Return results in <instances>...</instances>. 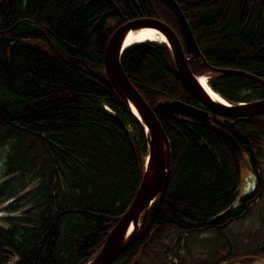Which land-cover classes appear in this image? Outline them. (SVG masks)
<instances>
[{
    "label": "trees",
    "instance_id": "1",
    "mask_svg": "<svg viewBox=\"0 0 264 264\" xmlns=\"http://www.w3.org/2000/svg\"><path fill=\"white\" fill-rule=\"evenodd\" d=\"M174 1L204 59L189 64L192 74L208 77L227 103L263 99L264 86L213 69L264 81V0ZM140 18L160 19L178 32L170 12L152 0L0 3V264H87L129 207L146 143L102 61L112 32ZM120 63L152 109L165 101L196 106L175 78L164 44H133ZM154 112L171 149L169 180L112 264L238 260L235 236L225 233L255 209L258 232L251 226L253 234L245 236L254 245L245 261L264 254V193H241V161L250 168L255 137L264 136L256 123L264 116L231 125L213 114L199 122ZM204 234L214 235L213 245L198 241L191 254Z\"/></svg>",
    "mask_w": 264,
    "mask_h": 264
},
{
    "label": "water",
    "instance_id": "2",
    "mask_svg": "<svg viewBox=\"0 0 264 264\" xmlns=\"http://www.w3.org/2000/svg\"><path fill=\"white\" fill-rule=\"evenodd\" d=\"M4 1L1 0L0 3ZM152 1L159 3L170 12L184 46H181L178 37L165 22L156 19L128 21L117 27L105 44L103 71L106 80L119 100L127 106L140 124L146 143V158L140 183L130 206L116 219L102 245L87 264H112L118 258L141 228L151 205L164 193L170 176L171 149L168 138L154 111L130 83L120 63L122 53L126 49H122V41L128 34L150 29L165 38L175 77L200 107L188 106L178 101H166L155 106L157 111L199 122H208L210 114L247 124L255 117L264 116V98L248 103L230 104L223 99L222 102L214 100L206 94L199 84V77L192 74L189 68L192 61L203 58L182 11L174 0ZM67 48L70 49L68 46ZM215 71L232 73L264 86L263 80L244 72L216 69ZM225 214L226 212L219 217Z\"/></svg>",
    "mask_w": 264,
    "mask_h": 264
},
{
    "label": "rangeland",
    "instance_id": "3",
    "mask_svg": "<svg viewBox=\"0 0 264 264\" xmlns=\"http://www.w3.org/2000/svg\"><path fill=\"white\" fill-rule=\"evenodd\" d=\"M203 77V76H202ZM207 79V77H205ZM208 80V79H207ZM208 83V81H207ZM208 87L209 84H207ZM249 168L247 166V163L245 160L241 161V180H242V187L243 185L246 184V180H248L249 178ZM249 186H251V182H248L247 186H246V190L244 192L241 191V193L245 194L247 193ZM241 187V188H242ZM256 208V207H254ZM257 208H259V206H257ZM264 208V205H263ZM257 216V211L256 209L254 211H251L249 217L247 218V220L242 223L241 225H234L233 227L229 228V231H227L225 234L229 237V234L235 236L233 239V241L231 242L234 245V248L236 249V251L239 252L240 254V258H238V260L232 261V262H228L227 264H264V254H257V255H253L252 256V261L251 263H246V259L247 258H251V252H249L248 250L250 249L252 251L253 248V244H251V239L249 244L246 243V239L245 236H247L248 234L251 235L253 234V229H255V231H257V226H256V220H254ZM262 218H264V212L262 211L261 215ZM251 226H253V229L251 228ZM263 229L259 228V232H261ZM258 232V231H257ZM212 237H214L213 234H204V235H199L197 236L196 239H198L192 246H191V254H197V252L199 251V247L197 245H200L199 242L200 241H207L208 245L207 246H212L214 241L212 239ZM225 241V238L223 239ZM199 241V242H198ZM234 249V250H235ZM254 252V251H253ZM237 262V263H234Z\"/></svg>",
    "mask_w": 264,
    "mask_h": 264
},
{
    "label": "bare ground",
    "instance_id": "4",
    "mask_svg": "<svg viewBox=\"0 0 264 264\" xmlns=\"http://www.w3.org/2000/svg\"><path fill=\"white\" fill-rule=\"evenodd\" d=\"M107 2H110V0H106ZM140 19H156V18H140ZM135 20H137V19H135ZM156 20H160V19H156ZM160 21H162V20H160ZM168 25V24H167ZM169 26V25H168ZM170 27V26H169ZM172 30H173V28L172 27H170ZM174 31V33L176 34V36L178 37V41L180 42V44H181V46H184V44H183V39H182V37H181V35H180V33H179V30H178V32H176L175 30H173ZM144 42H155V43H158V44H164L165 46H166V40H165V38H163L160 34H158V32H156L155 30H150V29H148V30H141V31H138V32H132V33H130V34H128L125 38H124V40L122 41V49H127L129 46H131V45H133V44H138V43H144ZM64 46L67 48V46L64 44ZM24 47H26L25 45H24ZM69 47V46H68ZM167 47V46H166ZM168 48V47H167ZM67 49H69V48H67ZM71 49V48H70ZM105 49V48H104ZM125 49V50H126ZM103 54H104V52H103ZM201 54V53H200ZM202 56V55H201ZM203 58V57H202ZM199 61H202V62H204V59L203 60H199ZM193 62V61H192ZM102 64H103V61H102ZM213 69V68H212ZM214 71H215V69H213ZM216 70H222V69H216ZM226 71H229V70H226ZM218 72V71H217ZM173 73H174V71H173ZM221 73V72H220ZM230 74H232V73H230ZM126 75V74H125ZM235 75V74H234ZM127 77V76H126ZM176 78V77H175ZM177 79V78H176ZM207 79H208V77H207ZM207 79H204L203 77H199V84H200V86L202 87V89L206 92V94H208V95H210V97H212L214 100H217V101H220V102H222V98L219 96V95H217L215 92H213V90L210 88V87H208L207 86ZM129 80V79H128ZM179 82V81H178ZM131 83V82H130ZM180 83V82H179ZM256 83H258V82H256ZM181 84V83H180ZM259 84V83H258ZM261 85V84H260ZM262 86V85H261ZM134 87V86H133ZM187 92V91H186ZM139 93V92H138ZM188 93V92H187ZM220 97V98H219ZM143 98V97H142ZM257 101V100H256ZM146 102V101H145ZM166 102V101H165ZM163 103V102H162ZM197 103V102H196ZM159 104V103H158ZM185 104V103H184ZM186 105H188V104H186ZM126 106V105H125ZM188 106H191V105H188ZM127 107V106H126ZM192 107H196V108H200L199 106H198V104H196V106H192ZM106 110H108V109H106ZM153 111H157L155 108L154 109H152ZM109 111V110H108ZM157 112H160V111H157ZM155 113V112H154ZM161 113H163V112H161ZM168 114V113H167ZM155 115H156V113H155ZM134 116V115H133ZM157 117V116H156ZM178 117H180V116H178ZM181 118H183V117H181ZM158 119V118H157ZM184 119H186V118H184ZM187 120H189V119H187ZM232 121L230 122V124L231 125H234V124H232V122H237V121H234L233 119H231ZM190 121H194V120H190ZM238 122H241V121H238ZM241 123H245V122H241ZM247 124V123H246ZM249 124V123H248ZM165 133V132H164ZM146 158V157H145ZM144 158V159H145ZM171 165V164H170ZM134 198V197H133ZM133 200V199H132ZM131 204V203H130ZM130 206V205H129ZM152 206V205H151ZM127 210V209H126ZM148 212V211H147ZM147 214V213H146ZM222 215V214H221ZM220 215H218V216H216L213 220H217V219H221V218H223V217H219ZM90 261V260H89ZM88 261V262H89ZM87 262V263H88Z\"/></svg>",
    "mask_w": 264,
    "mask_h": 264
},
{
    "label": "flooded vegetation",
    "instance_id": "5",
    "mask_svg": "<svg viewBox=\"0 0 264 264\" xmlns=\"http://www.w3.org/2000/svg\"><path fill=\"white\" fill-rule=\"evenodd\" d=\"M260 125H264V122L260 121L256 123V134H259ZM261 138H264V136L261 137L257 135L255 137L256 144L254 146L252 164H249V178L246 180V184L241 188V191L244 192L248 182H251V186H249V189L245 194L255 193L257 197L264 193V177H261L259 169H262L264 176V140H261Z\"/></svg>",
    "mask_w": 264,
    "mask_h": 264
}]
</instances>
